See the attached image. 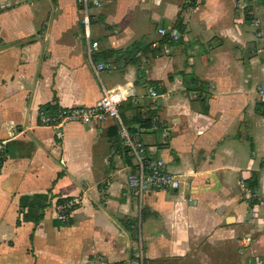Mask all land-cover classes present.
Returning <instances> with one entry per match:
<instances>
[{
  "label": "crops",
  "instance_id": "crops-1",
  "mask_svg": "<svg viewBox=\"0 0 264 264\" xmlns=\"http://www.w3.org/2000/svg\"><path fill=\"white\" fill-rule=\"evenodd\" d=\"M236 2L103 0L89 40L76 0H0V264H264V27L258 36ZM179 18L181 40L162 42ZM136 42L160 52L128 66L94 59ZM190 76L208 84L204 105ZM127 84L136 95L120 112L153 108L168 128L167 140L143 139L178 175L176 192L128 188L115 121L69 123L63 140L38 123L42 106H94ZM253 173L254 205L240 185ZM73 196L81 204L63 222L56 206Z\"/></svg>",
  "mask_w": 264,
  "mask_h": 264
},
{
  "label": "built area",
  "instance_id": "built-area-1",
  "mask_svg": "<svg viewBox=\"0 0 264 264\" xmlns=\"http://www.w3.org/2000/svg\"><path fill=\"white\" fill-rule=\"evenodd\" d=\"M81 14V24L83 26L85 36L90 40L92 19L97 11L103 8V0H76ZM253 0H237L236 8L241 13L243 19L250 18V25L258 32V36H262L263 25L255 12L249 6ZM200 0H185V4L190 7H197ZM1 11V9H0ZM161 36L169 35L170 40L178 42L182 38V32L173 27L169 32L161 28L158 30ZM170 45L166 44L168 49ZM99 47L98 42H93L89 46V55L92 56ZM154 48H159L160 44H153ZM108 64H97L95 72L109 69ZM148 95L155 102H158L160 94L156 85L147 87ZM136 89L133 85L121 86L115 93L109 94L105 102L94 106H76L65 107L57 104L42 106L38 110V123L40 126L53 128L56 130L57 138L63 140L64 128L69 123L105 124L110 120L116 122L118 130V138L121 141L124 155L131 162L132 171L128 176L127 186L133 190L141 199L151 191L176 192L180 189L181 181L178 175L168 169L166 161L157 155L156 150L149 147L144 139L143 134L146 131L156 132L162 139L167 140L169 137L167 126L162 123L156 116L154 124L151 128H144L139 124L127 125L124 123L120 108L123 102L134 98ZM157 104V103H156ZM6 147L0 143V171L5 157ZM241 180V187L249 190L245 183ZM81 204V198L78 196L68 197L60 200L56 206L59 218L63 222H68L70 215L74 209ZM250 241V238H249ZM138 252L140 249L138 248ZM137 264H146L140 257L135 258Z\"/></svg>",
  "mask_w": 264,
  "mask_h": 264
},
{
  "label": "trees",
  "instance_id": "trees-1",
  "mask_svg": "<svg viewBox=\"0 0 264 264\" xmlns=\"http://www.w3.org/2000/svg\"><path fill=\"white\" fill-rule=\"evenodd\" d=\"M259 5L264 6V0H259ZM248 21H250V18H247ZM182 20L179 18V20L174 25L175 28L179 29L182 32ZM171 41L169 35L164 36V39L162 42H168ZM161 48H154L153 44H146L144 42H136L129 46L126 50L122 51H115L110 50L108 52H103L101 54H95L94 59H112L116 58L117 61L121 62L123 66H128L131 64H139L141 61L142 56H147L149 54L157 55L159 54ZM150 85H156L155 82H150ZM186 90L187 92L191 91H200V95L198 96V100L202 102V104H205V100H207L208 95L205 94V90H207L208 84L203 83L199 81L195 76L187 77L185 80ZM205 98V100H203ZM130 109L132 110V118L127 119L124 112H121L122 119L125 124L131 125V124H139L144 128H151L154 124V118L157 116V110L153 108H148L147 110L143 109L139 106H134V104L131 102L129 105ZM204 111H207L206 106H204ZM118 135V130H117ZM252 149H254V146L252 145ZM246 186L251 194L252 197V204L258 203L259 200L256 197V193L260 188L259 184V175L256 173H253L252 176L245 181ZM132 259H135V257H132Z\"/></svg>",
  "mask_w": 264,
  "mask_h": 264
},
{
  "label": "rangeland",
  "instance_id": "rangeland-1",
  "mask_svg": "<svg viewBox=\"0 0 264 264\" xmlns=\"http://www.w3.org/2000/svg\"><path fill=\"white\" fill-rule=\"evenodd\" d=\"M259 3V2H258ZM258 9V11H259V8H257ZM260 13H261V16H264V6H263V8L259 11ZM264 27V26H263Z\"/></svg>",
  "mask_w": 264,
  "mask_h": 264
}]
</instances>
